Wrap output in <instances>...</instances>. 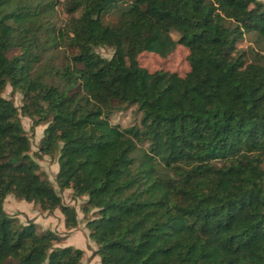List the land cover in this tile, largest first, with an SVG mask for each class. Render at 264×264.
<instances>
[{
  "label": "trees",
  "instance_id": "trees-1",
  "mask_svg": "<svg viewBox=\"0 0 264 264\" xmlns=\"http://www.w3.org/2000/svg\"><path fill=\"white\" fill-rule=\"evenodd\" d=\"M59 2L0 0V264H83L3 208L12 193L77 225L42 155L86 197L100 264H264V0H62L57 23ZM177 45L184 74L139 62ZM128 106L136 123L111 121ZM20 115L45 125L35 156Z\"/></svg>",
  "mask_w": 264,
  "mask_h": 264
},
{
  "label": "rangeland",
  "instance_id": "rangeland-1",
  "mask_svg": "<svg viewBox=\"0 0 264 264\" xmlns=\"http://www.w3.org/2000/svg\"><path fill=\"white\" fill-rule=\"evenodd\" d=\"M56 10L57 23L66 18V14L62 9L61 1ZM249 39L246 42L239 44L236 49L233 50L231 55L242 46L251 44ZM112 48L110 47H98L96 52L109 58L112 55ZM188 50L182 45H177L176 48L168 56L162 57L153 52H144L139 57L141 65L145 66L149 70H169L176 71L179 74H184L188 70L187 63ZM3 97L13 100L15 106H20L21 94L17 91H12L9 85L6 86ZM138 113L134 106H128L119 112H115L112 117V122H117L121 127H128L138 121ZM22 126L29 137L31 143L30 154L34 155V152L38 150V144L43 130L44 124H38L33 126V120L27 116L20 115ZM36 161L39 164L40 169L45 173L46 177L53 184L57 193L61 196L62 202L67 205L75 207L77 212V225L72 229H67L64 226V216L60 209L55 208L53 210H43L39 205L32 202L25 201L15 197L12 193H9L4 200L3 208L6 213L17 218V221L26 223L27 221H34L37 229L51 230L60 235L63 239L59 243L61 246H73L83 250L81 261L83 264H100L99 257L96 255V244L89 237V230L86 227V216L81 212V205L86 200V197H77L73 194L70 188L59 189L56 184L55 176L58 170L57 155H42L36 157Z\"/></svg>",
  "mask_w": 264,
  "mask_h": 264
}]
</instances>
